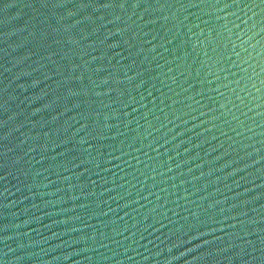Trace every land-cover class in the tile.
Wrapping results in <instances>:
<instances>
[{"label": "water", "instance_id": "water-1", "mask_svg": "<svg viewBox=\"0 0 264 264\" xmlns=\"http://www.w3.org/2000/svg\"><path fill=\"white\" fill-rule=\"evenodd\" d=\"M0 264H264V0H0Z\"/></svg>", "mask_w": 264, "mask_h": 264}]
</instances>
